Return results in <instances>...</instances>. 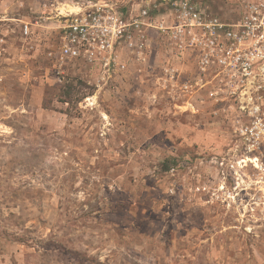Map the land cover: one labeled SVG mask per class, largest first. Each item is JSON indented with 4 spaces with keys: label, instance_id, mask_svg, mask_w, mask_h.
Wrapping results in <instances>:
<instances>
[{
    "label": "rangeland",
    "instance_id": "374dc122",
    "mask_svg": "<svg viewBox=\"0 0 264 264\" xmlns=\"http://www.w3.org/2000/svg\"><path fill=\"white\" fill-rule=\"evenodd\" d=\"M86 1L0 0V264H264L253 167L210 102L156 83L165 45L141 73L57 80L48 53Z\"/></svg>",
    "mask_w": 264,
    "mask_h": 264
},
{
    "label": "built area",
    "instance_id": "2783aa9c",
    "mask_svg": "<svg viewBox=\"0 0 264 264\" xmlns=\"http://www.w3.org/2000/svg\"><path fill=\"white\" fill-rule=\"evenodd\" d=\"M76 8L48 53L57 80L76 63L103 80L141 73L154 45H165L156 83L184 94L185 110L210 102L228 118L240 163L253 167L248 188L264 198V0H135L128 11L87 0Z\"/></svg>",
    "mask_w": 264,
    "mask_h": 264
},
{
    "label": "trees",
    "instance_id": "16d2710c",
    "mask_svg": "<svg viewBox=\"0 0 264 264\" xmlns=\"http://www.w3.org/2000/svg\"><path fill=\"white\" fill-rule=\"evenodd\" d=\"M68 98V97H67ZM62 102L70 103L69 99H63ZM177 162V159H169L163 163L164 171H169L171 168L174 167V164Z\"/></svg>",
    "mask_w": 264,
    "mask_h": 264
}]
</instances>
